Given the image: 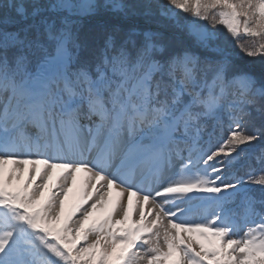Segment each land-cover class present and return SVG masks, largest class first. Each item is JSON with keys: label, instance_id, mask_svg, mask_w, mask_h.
I'll return each instance as SVG.
<instances>
[{"label": "snow or ice", "instance_id": "snow-or-ice-1", "mask_svg": "<svg viewBox=\"0 0 264 264\" xmlns=\"http://www.w3.org/2000/svg\"><path fill=\"white\" fill-rule=\"evenodd\" d=\"M0 264H264V0H0Z\"/></svg>", "mask_w": 264, "mask_h": 264}, {"label": "trees", "instance_id": "trees-1", "mask_svg": "<svg viewBox=\"0 0 264 264\" xmlns=\"http://www.w3.org/2000/svg\"><path fill=\"white\" fill-rule=\"evenodd\" d=\"M191 17H186L184 14H181V22L182 23H189L191 22ZM200 24H204L206 22L204 21H200ZM216 31L218 32V34L221 36V38H223L226 33L224 31V29L222 28V26L217 25L216 26ZM233 48V51L236 53L237 58L241 61V62H246L249 58H247L243 52H240V50L238 48H236L234 45H231ZM223 133H221L222 135ZM246 147V146H245ZM259 164L258 163H254V157H253V153L250 150L246 155H243L238 159V161L236 162L234 168H233V173L237 174V175H241L243 176L245 172L250 171L251 168H258Z\"/></svg>", "mask_w": 264, "mask_h": 264}, {"label": "rangeland", "instance_id": "rangeland-1", "mask_svg": "<svg viewBox=\"0 0 264 264\" xmlns=\"http://www.w3.org/2000/svg\"><path fill=\"white\" fill-rule=\"evenodd\" d=\"M76 200V193L70 194L69 203H74Z\"/></svg>", "mask_w": 264, "mask_h": 264}, {"label": "bare ground", "instance_id": "bare-ground-1", "mask_svg": "<svg viewBox=\"0 0 264 264\" xmlns=\"http://www.w3.org/2000/svg\"><path fill=\"white\" fill-rule=\"evenodd\" d=\"M83 177V173H81V174H78V183H79V181H80V179ZM113 195L115 196V193H113Z\"/></svg>", "mask_w": 264, "mask_h": 264}]
</instances>
